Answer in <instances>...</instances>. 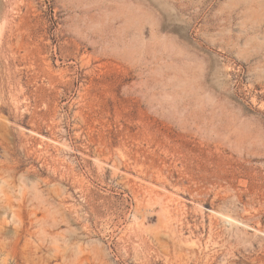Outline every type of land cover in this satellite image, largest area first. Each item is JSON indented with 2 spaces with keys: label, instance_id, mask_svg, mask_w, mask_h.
Segmentation results:
<instances>
[{
  "label": "rangeland",
  "instance_id": "obj_1",
  "mask_svg": "<svg viewBox=\"0 0 264 264\" xmlns=\"http://www.w3.org/2000/svg\"><path fill=\"white\" fill-rule=\"evenodd\" d=\"M0 264H264V0H0Z\"/></svg>",
  "mask_w": 264,
  "mask_h": 264
}]
</instances>
